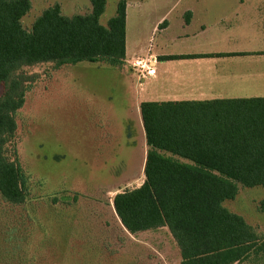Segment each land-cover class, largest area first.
I'll return each instance as SVG.
<instances>
[{
    "label": "trees",
    "instance_id": "1",
    "mask_svg": "<svg viewBox=\"0 0 264 264\" xmlns=\"http://www.w3.org/2000/svg\"><path fill=\"white\" fill-rule=\"evenodd\" d=\"M91 3L89 14L74 16L64 15L57 3L27 29L23 18L31 0H0V195L11 205L26 203L30 195L16 145V115L38 74L24 68L125 64L127 1L118 2L106 26L100 18L107 0ZM196 56L206 55L160 59ZM140 112L148 147L145 178L113 198L123 226L133 234L167 227L181 264L263 260L264 233L224 203L236 198L239 184L264 187V98L143 101Z\"/></svg>",
    "mask_w": 264,
    "mask_h": 264
},
{
    "label": "rangeland",
    "instance_id": "2",
    "mask_svg": "<svg viewBox=\"0 0 264 264\" xmlns=\"http://www.w3.org/2000/svg\"><path fill=\"white\" fill-rule=\"evenodd\" d=\"M119 1L107 0L101 24L115 16ZM126 1L130 41L136 38L147 48L154 22L177 0ZM187 1L180 0L179 10ZM31 2L23 18L27 29L57 3L66 16L92 10L91 0ZM126 65L127 72H137L129 61ZM122 67L83 61L58 69L52 63L24 68L38 74L16 115V145L30 195L22 205L0 195V264H181L167 228L133 234L113 212L114 196L144 179L147 144L135 104L163 89L151 80L132 83ZM263 200L264 187L239 184L236 198L224 205L264 233Z\"/></svg>",
    "mask_w": 264,
    "mask_h": 264
},
{
    "label": "crops",
    "instance_id": "3",
    "mask_svg": "<svg viewBox=\"0 0 264 264\" xmlns=\"http://www.w3.org/2000/svg\"><path fill=\"white\" fill-rule=\"evenodd\" d=\"M179 2L154 22L147 48L137 44L136 38L130 41L127 4L123 66L127 67L126 61H150L155 72L142 77L122 67L120 73L132 83L137 79L142 85L145 79L163 86L153 89L144 101L264 98V0H188L180 10L183 1ZM199 54L206 56L160 59ZM142 102L138 100L135 106L140 108ZM140 121L145 134L141 112ZM112 208L120 220L113 199Z\"/></svg>",
    "mask_w": 264,
    "mask_h": 264
},
{
    "label": "built area",
    "instance_id": "4",
    "mask_svg": "<svg viewBox=\"0 0 264 264\" xmlns=\"http://www.w3.org/2000/svg\"><path fill=\"white\" fill-rule=\"evenodd\" d=\"M150 61H146L143 63L141 60H136L132 66L137 70V72L142 76L145 77V74L152 75L154 74V69L149 66ZM146 69V71H145Z\"/></svg>",
    "mask_w": 264,
    "mask_h": 264
}]
</instances>
